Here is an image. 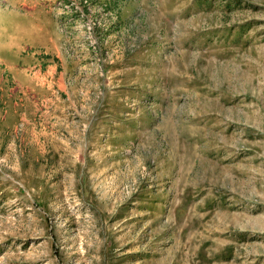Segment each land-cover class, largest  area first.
<instances>
[{
    "label": "rangeland",
    "instance_id": "1",
    "mask_svg": "<svg viewBox=\"0 0 264 264\" xmlns=\"http://www.w3.org/2000/svg\"><path fill=\"white\" fill-rule=\"evenodd\" d=\"M0 264H264V0H0Z\"/></svg>",
    "mask_w": 264,
    "mask_h": 264
}]
</instances>
